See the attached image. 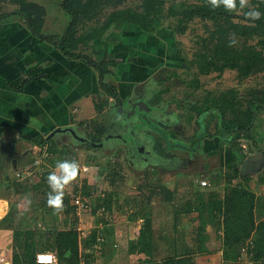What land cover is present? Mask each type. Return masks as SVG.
I'll list each match as a JSON object with an SVG mask.
<instances>
[{
	"label": "rangeland",
	"instance_id": "obj_1",
	"mask_svg": "<svg viewBox=\"0 0 264 264\" xmlns=\"http://www.w3.org/2000/svg\"><path fill=\"white\" fill-rule=\"evenodd\" d=\"M30 1L43 5L47 10L42 32L48 35L61 37L70 21V16L66 14L61 7L62 0ZM142 1L143 0H99L100 11L98 15H96L92 20H86L84 17L82 20H79V23L74 31L75 35L79 37L81 34L88 32L92 26H100V24H102L106 19L109 12L112 10L123 8L125 6L140 7ZM178 1L192 3L196 0ZM20 7L21 6L19 4H14L12 0H0V15L6 12L19 11ZM173 21L176 22L172 17H166L158 28V30L164 31L167 35L165 39L157 40L154 38V36H145V42L143 43L140 41L141 36L136 34V31L132 29L130 33L128 31L129 35L127 34V36H125V40L123 39L120 41V44L116 45L119 42L114 43V41L110 40V38H108V31V33H106L102 39L87 41L85 44L80 45L78 50L92 57V59L96 62H100V60L102 61L103 59L110 60L113 58V63L118 64L116 70L119 74L118 77H121L118 83H123L122 89L127 88V80L129 78L138 79L137 81H141L153 76L154 80L160 85L158 90L155 92V97H160L159 99L163 100L164 104L166 103V99L172 98V96L174 98L179 96V98L182 99L186 95L185 99H188L189 97H187V94L182 91V82H186L187 91H189V86L187 83L192 80L193 75L191 73H195L197 70L196 67H189L190 61L194 57L193 54L195 50L199 48L198 41H200L201 38H206L209 36L211 30L213 29V25L211 21L202 20L201 18L196 17L194 22L186 30V33L180 34L174 30L172 24ZM1 25L2 24H0V37H4L13 47L5 55L4 58L6 59L4 61L0 57V72L3 73L1 70L4 64H10L11 70L9 71V75L11 77L10 80H12L11 82L15 83L13 85H21L24 82L22 81L23 78H26L25 80L31 78L30 70L33 69V72H35V68L37 66L41 67L43 64H47L48 61L54 57H56L54 58L55 61H58L61 58L59 63L57 62L56 64L65 67L63 64L67 62V60L63 54L60 53L58 48L53 47L52 45L47 47V49L42 50V52L46 53L43 58L34 59L33 61H30L28 65L26 60L22 58L24 57L27 50L29 48H33V46L26 45L22 46L21 48L18 47L19 41H22V38L18 37V35H22L24 38H26V42L28 41V44L36 45L38 43H36L35 38L30 36L26 28V23L22 18L15 17L12 23L6 24L5 26ZM207 27H209L210 30H208ZM5 44H1L0 49H4ZM144 44L146 46H144ZM130 52H133L131 54H134L132 56L133 58L131 57L126 62H124L126 58L131 56L129 54ZM9 59L10 62H8ZM73 62L70 63V65H72ZM123 62L124 64H122ZM79 64L80 63H76L71 71L66 68L64 74L65 76L63 77H69L71 72L73 74H83L80 77V82H77L78 84L76 83L77 85L74 88L78 87L76 92L82 90L83 92L86 91L88 94L81 96L79 99L76 98L75 103L77 105L75 104V106H72L70 108V112H72L71 115H76L77 123L87 125V127L91 129L88 130L89 132L93 129L90 127H94L106 116L103 115L104 111L96 112L97 105L102 106V108L105 110L107 103L112 102V100L103 91H101L102 89L99 87V83H97V77L95 83L98 85V87L96 86V89L95 87L86 89V84L90 78H86V73L84 74L81 72ZM23 65H27L28 68L24 72L22 78L20 76H22L21 70ZM109 67L107 66L108 69ZM185 67H189V71L188 69H184ZM112 68L114 67L111 66V69ZM162 70L167 71L162 72ZM174 70L179 74L180 77H176L173 81L170 80L167 82L170 71ZM188 72H190V74H188ZM18 73H21V75L17 76V80L12 79L13 76ZM93 73L94 75H97V70L93 69ZM160 73L162 74L158 79L157 75ZM164 74L165 78L163 79ZM110 78L111 77H108L106 80L109 83H114L115 81L112 82V79L114 78ZM177 79L179 81H176ZM48 80L49 82L47 83H45L43 80L38 81L37 83H28L24 92L18 91L17 89L11 87V85H8V83L1 82L0 98L7 107L1 112L0 122L17 126V128L11 129V131L0 137V151L3 152V155L9 153V150H12V148L13 150L15 149L14 152L17 153V155L22 152H28L34 155L38 151V144L22 139L19 133L20 129L18 128H21L22 132L25 134L32 136H46L47 138L52 133V127H56L58 125L57 127L62 128V126H64V124H58V121L54 119L47 120L46 115L44 112H42L40 116L41 118L45 117V123L41 128H34L35 124L32 121V117L30 118L26 116L25 118L20 115L18 118L17 114H15L18 112H15L9 107L10 102H17L20 106L23 104V109L25 108L27 110L30 107H36V104L39 102L43 103L42 98H45L46 96L47 100L51 103L49 98L51 94L48 92L54 89L55 92L57 90L59 91L57 93L64 94V92L61 91L64 86L62 83L59 84V79H57V76H53V79ZM199 80L202 86L199 87L197 91L191 87V89L195 91L194 94H197V97L198 95L202 96V94L205 92L204 96L210 95V97L219 98L220 94L227 90H237V99L235 103L236 105L241 104L242 108L244 109L246 108L248 101L257 94L256 91L260 92L258 94L264 97V72H260L246 79H240L237 76L236 71L226 70L220 75L217 72H211L209 75H202L199 77ZM173 83H175V85ZM92 84L93 82H91V85ZM180 84L181 87L179 86ZM115 85H117V82ZM179 88H181V92H179ZM69 90L71 91V89ZM92 91L94 93H92ZM206 92H210V94ZM169 95L172 96L170 97ZM59 99L62 100V97H59ZM60 100H58V103L64 104L66 102V98L63 102ZM161 100H159V104H161ZM153 103L154 101H152V104ZM76 109H79L80 113H77ZM140 110L142 115L143 113H147L145 107L141 108ZM24 112L27 113L28 111ZM171 112L174 113L172 110ZM36 113L39 114V110L37 108L34 110L33 114ZM194 115L195 113H193V128L183 129L184 132L181 137H179V133L176 131L168 133L167 128L169 127L166 128L160 118L154 117L149 121L140 118L139 124L137 126L138 128H135L134 130L136 133L139 132V135L141 136H144L143 133H145V137H150L151 135L153 144L151 143L149 146L151 150L147 152V154L149 153L148 158L152 161V163L156 161L160 166V170L153 171L152 168L149 167L144 173L143 171L130 170L126 166L123 169L124 174H121L124 179L123 181H111L110 177H107L109 170L106 168L105 164L106 159L111 157L110 151H106L102 148L91 149L78 144H75V146L70 145L78 157L80 171L78 178L66 188L65 194L70 195L72 202V198L75 195L81 194L83 192L91 193V191H94L95 196L91 200L92 203L96 197H101L103 196L102 194L108 195L113 191L114 188L115 190L118 189L117 191H120L121 193L119 200L123 202L124 208L122 209L119 207V210H114L111 212L99 211L94 213L91 209L88 213L90 216L87 214L84 215L83 213L80 216L74 214L69 217L62 213L54 214L53 209L47 205L48 193L51 191V189L45 185H41L39 188L34 187L36 184H38L39 179L44 177V172L47 170L43 169V166L36 165V167L31 172H29V174L27 173L25 179H18L20 181L19 185L16 182H10L8 184V180L6 178L11 177L13 180L14 178H18L19 174L17 173L20 168L11 163V161L6 157L2 162H0V229L4 228L6 232H8V236L11 240V246L7 250L6 248L5 250L3 249V251H8L9 254L12 251L14 255L16 239L19 238L23 241L25 240L24 235L26 232H32V238L35 240V246L36 243H39L36 247H42V249L48 248L50 252L56 254L55 234L51 233V230L56 228H70L74 225V221L78 220L79 227L82 228L81 230L78 229L79 236L80 240H83L91 234L93 228H95V226L97 227L100 222L104 224L107 222L121 223L126 225L131 224L133 227H135L134 223L138 218L137 212L146 208L147 211H150L155 218L157 216V219H155L156 223L154 224V227L157 226L156 234L160 233V231L163 229L162 226H165L164 229L172 233V222L176 216L175 213L181 214L180 220L184 224V226H182V224L178 230H184L185 233L189 234L193 227L199 225V220L196 217V213H191L190 215L184 213L183 210L186 208V202L190 199H193L196 194L208 195L209 192L222 194L225 186L224 176L231 173L232 169L235 167L240 170L241 178H244L245 176L251 177V180L248 181L250 189L258 196L264 198V184L259 182L260 177L264 175V110L260 109L257 113L255 120L256 127L253 130L252 138L257 140L258 144H252L249 140L248 143L251 144L252 151L254 150V152H252L250 156L241 164H238L235 155H232L227 150V144L219 146L216 139L212 141L208 147H206L207 149L204 147L203 151H201V147L195 149L198 144H193V137H191L193 130H196L195 126L197 124L195 122ZM227 115L228 117H231V113ZM81 118L83 120H81ZM25 119L27 122L26 124ZM184 119H188V116L186 115ZM179 121L180 117H178V122ZM203 121L204 120H201L202 123ZM21 122L24 125H21ZM199 127L201 128V126ZM199 127L197 126L196 128ZM37 129H39L40 132H38ZM215 131L216 128L211 127V132ZM164 132L167 137L169 135H173L172 133H175L178 139L173 142V144L170 141L160 146L161 141L159 142L158 139L164 137ZM93 135V137H95L94 133ZM95 139H97V137ZM152 141L150 140V142ZM243 141V143H245L244 145L248 144L246 142L247 140L243 139ZM247 146L249 148V145ZM169 147H172L171 149H176L173 150L171 154H174L177 156V158L186 159L179 161L177 158L170 156L166 160L165 156L161 157V155L164 154ZM182 148H187L190 153H187V150H185L186 152L182 151ZM191 153L193 155H191ZM91 155H96L97 160L93 162L91 160L92 157H90ZM250 157H254L255 159L249 160ZM47 163L50 164L49 162ZM168 165L170 167L171 165L175 167L170 169L169 172H164L163 168H169ZM53 170H55V168H53L52 171ZM27 171H29V169ZM100 171H103V174H101ZM143 174L145 175L142 176ZM157 175L160 176L163 181H161V179H155L154 177H157ZM202 179L206 180L207 183L210 184L203 186L202 183H200ZM46 180L47 179H45L43 183H45ZM238 181H240V179H234L233 184H236ZM241 182L244 183L246 181L242 179ZM22 185L29 186V191H21ZM158 186H164L166 189L175 190L174 199L172 201H166V191L155 192L156 189L159 190ZM154 192L156 193L155 196L153 195ZM207 195L204 197L205 199ZM149 197L150 200H148ZM161 205H166V207L171 208V210L169 209L171 213H154V210L157 209V206L160 207ZM172 210L174 213H172ZM167 219L170 220L169 223H167ZM89 220L93 221L94 225L88 226L84 224L85 222H89ZM102 226L103 229L108 227L107 225ZM132 226L131 228H133ZM207 232L209 233L210 237L208 246L215 250L214 253H216L217 249L221 247L223 242V233L220 231V233L216 234L210 228ZM172 235H177V231H174ZM188 238L191 237L188 236ZM251 242V240L247 241L246 245L241 248L239 255L229 254V256H226V254H224L221 250H218L223 256L222 259H217L214 261L215 258H212V260H207L206 258L202 257L198 263L254 264L251 259L252 255L249 253V248L247 247V245L251 244ZM125 245L129 246L128 243ZM96 254V258L91 261L88 260L89 258H87V256H82L85 258V264H101L105 255L101 251V247H97ZM2 256L4 257L3 254H0V264L3 262L6 264L7 257H4V261L2 262Z\"/></svg>",
	"mask_w": 264,
	"mask_h": 264
},
{
	"label": "trees",
	"instance_id": "obj_2",
	"mask_svg": "<svg viewBox=\"0 0 264 264\" xmlns=\"http://www.w3.org/2000/svg\"><path fill=\"white\" fill-rule=\"evenodd\" d=\"M12 2L19 4L21 7L19 11H14L9 16H7L9 12L0 15L1 26L12 23L15 17L22 18L31 37L58 48L67 62H81L95 67L98 72L99 87L111 97H117V89L114 85L107 83L105 78L107 75L113 74L107 68L113 60L96 62L92 57L79 51V46L87 41L102 39L108 31L110 40L122 41L125 40L128 31L130 33L132 29L141 36L140 41L143 43L145 42V36H154L157 40L165 39L167 35L158 28L166 17L175 19L176 22L173 21L172 23L173 28L180 34L186 33L196 17L211 21L213 25L209 36L198 41L199 48L195 50L194 57L189 64L190 68L196 67L197 69L195 73H191L193 75L192 80L188 83L195 91L202 86L199 77L209 75L211 72H217L220 75L226 70L236 71L240 79H246L264 72V0H249V7L243 10L239 9L237 0L238 9L232 13L226 12L223 7L212 9L210 5L206 4L205 0H196L192 3L178 0H143L140 7L125 6L112 10L100 26H92L88 32L81 34L79 37L74 32L79 20H82L83 17L86 20H92L98 15L100 11L99 0H62L61 7L70 16V21L61 37L42 32L47 14V10L43 5L30 0H12ZM252 9L261 13L259 20L253 21L246 17L245 13ZM27 18L30 20V25ZM207 28L210 30L209 27ZM233 36L236 44L229 46V38ZM18 37L26 39L22 35H18ZM52 41H58L59 43L55 44ZM145 44L144 46L147 45ZM189 67L184 69L189 71ZM42 76L28 78L21 85H13L15 84L13 83L12 87L22 92L30 81L38 80ZM168 77L176 78L180 76L174 70L170 71ZM236 92L237 90H227L221 93L219 98L210 97V95L204 96L205 92L202 96L198 95L199 100L194 108L197 112V123L201 128L196 129L192 143L198 144L195 149L201 147L202 150H199L203 151L204 141L216 138L219 146L227 144V150L235 155L237 163L241 164L254 152L251 144L248 143L249 140L252 144H258L257 140L252 137L253 130L256 127V115L260 109L264 110V97L256 91L257 94L248 101L244 109L241 104L237 103L238 105H236L235 103L237 99ZM206 93L210 94V92ZM229 113H231V117H228L227 114ZM201 120H204L203 123ZM212 122H215V132H211V128H209ZM98 129L99 132L103 130V128H94V130ZM86 130L91 129L86 128ZM19 131L22 139L38 144V151L34 155L29 153L26 163H17L18 168H20L17 173L19 176L14 180L7 177L8 184L16 182L19 185L20 181L18 179H25L27 173L29 174L36 167L38 159L41 161L38 165L43 166V169L47 171L44 172V177L39 179L38 184L34 186L35 188H39L41 185L48 187L47 180L45 183L43 181L47 179L48 174L52 172L58 161L68 159L78 162V157L70 145L58 144L54 137L32 136L23 133L21 130ZM89 132L91 140L98 142V139L93 137L92 131ZM243 139L247 140L249 148L244 145ZM89 148L92 149L93 147L89 146ZM90 157H92L93 162L97 160L96 155ZM105 165L109 170L107 177H110L111 181L124 180L121 175L123 166L117 168L112 157L106 159ZM28 169L29 171H27ZM100 173L103 174V171H100ZM240 173V170L235 167L231 173L224 176L225 186L222 194L216 192H209L208 195L196 194L193 199L186 202L184 213L187 215L196 213L199 225L193 227L189 233L191 236L184 232V237L180 240L182 242L185 240L183 244H177L175 236L166 238L165 241L170 245L171 251L162 262L157 263L154 261L155 235L152 229V220L145 214V209L137 212V217L143 216L145 220L139 239L137 242L130 244L129 250L131 252H143L150 256V259L147 260L148 264H195V256L215 252L208 246L210 237L207 231L210 228L216 234L220 231L223 233V242L217 251L221 250L226 256H229V254L239 255L241 248L246 245L247 241L251 240V244H248L247 247L252 255V261L254 264H264V198L250 189L248 181L251 180V177L241 178ZM234 179H240V181L233 184ZM242 179L246 182H241ZM259 182L264 184V175L260 177ZM117 190L114 188L108 195L96 197L94 202L91 203L93 212H111L114 211V204L119 207L123 205V202L119 200L121 193ZM21 191H29V186L22 185ZM165 191L166 200L172 201L175 197V190L167 189ZM83 193V195H90V192ZM72 200L71 202L69 194L64 195L63 203L65 207L61 213L67 217L77 215L74 197ZM148 200H150V197ZM175 214L173 227L178 234L181 214ZM77 224L78 220H75L74 225L70 228L52 230L55 234L56 256L59 264L80 263L78 241L80 242L81 254L87 256L89 261L96 258L97 246L101 247L103 252L106 244L105 233L107 232L95 227L87 238L80 240ZM158 235L161 236L162 231ZM24 236L25 240L23 241L19 238L16 239L12 264H36V254L49 251L48 248L36 251L32 232H26ZM188 236L191 238H188Z\"/></svg>",
	"mask_w": 264,
	"mask_h": 264
},
{
	"label": "crops",
	"instance_id": "obj_3",
	"mask_svg": "<svg viewBox=\"0 0 264 264\" xmlns=\"http://www.w3.org/2000/svg\"><path fill=\"white\" fill-rule=\"evenodd\" d=\"M5 40L6 39L4 37H0V43L1 44H5L6 43L5 46L7 47L6 48L4 45H2V46H4V49H0V57H1V59H3V61L6 59V58H4L5 55L13 47L11 44L8 43L7 40L6 41ZM21 40L22 41H19L18 47L21 48L22 46H26V45L27 46L28 45L29 46H33V48H29L27 50V52L25 53L24 57L22 58V59H25L26 60V63L28 65H29L30 61H33L34 59H37V58L38 59L39 58L41 59V58H43L46 53L45 52H42V50L43 49H47V47L51 46L50 44H47V42H40L38 40H36V43H38L36 45H34V44H32V45L31 44H28L27 43L28 41L26 42V39H23V38ZM115 42H119L116 45L120 44V41H114V43ZM129 54L131 55L132 52H130ZM131 57L132 56H129L126 59L124 58L125 59L124 62H126ZM54 58H56V57H54ZM54 58L51 59V60H49L47 64H43L41 67L40 66L39 67L37 66L35 68L36 69L35 72H33V69L30 70L31 77H33V76H41V75H43V76L40 79L30 81L29 83H32V82L37 83L38 81H42V80L45 83H47V82H49L48 79H53V76L54 77L57 76V79H59V84L62 83V85L64 86L62 88V90H61V91L64 92V94L63 93L62 94L57 93V92H59L57 90L55 92V89L52 90V91H49L48 93L51 94L50 97H49L51 103L47 100V98H46L47 96H46L45 98H42L43 103L39 102L38 104H36V107L33 106V107L28 108L27 110L25 108L23 109V104L21 106L18 105L17 102H15V103L10 102V104H9L10 105L9 106L10 109L14 110L15 112H18V113H15V114H17L18 118L20 117V115L23 116V117H25V118H26V116H28L30 118L32 117L33 118L32 121L35 124L34 125V128H38V127L41 128L42 125L45 123V117L44 118L42 117L43 118L42 119L41 116H40V114L42 112H44V114L46 115L47 120H53L54 119V120L58 121V124H64V126H69L72 123H77L76 115L75 114L71 115L72 112H70V108L72 106H75V104H76L75 103L76 102L75 99L76 98L79 99L81 96L86 95L88 93H86V91L83 92L82 90H79L78 92H76V89L78 87L74 88L80 82V77L83 74L82 75L80 73H74L73 74L71 72V74H70L69 77H65L64 78L63 76H65L64 74H65L66 68L69 71H71V69H73V66L76 65V63L77 64L80 63L79 64V68L81 69V72L84 73V74L86 73L85 74L86 75V78H88V77L90 78V80H88V83L86 84V89H90L92 87H95V89H96V86L98 87V85H96V83H95L96 82L95 81L96 80V77H97V83H98V72H97V75L96 74L94 75L93 69L96 70L94 67L85 65L84 63H81V62H73V61H71V62L70 61L65 62L63 64V65H65V67H62L61 65L59 66L58 64H56L57 62L59 63V61L61 60V58L58 61H55ZM110 60H108V61H110ZM112 60H113V58H112ZM105 61H106V59H105ZM8 62H10V59L8 60ZM72 62H73V64L70 65V63H72ZM100 62H101V60H100ZM113 62H114V60L108 64V67L110 66L109 67V70H111V72L113 74L108 75L107 77L114 78V79H112L113 81L119 82V80L121 79V77L120 76L118 77L119 74L117 73V70H116L118 64L113 63ZM124 62L122 64H124ZM111 66H113L115 69L114 68L111 69ZM27 68H28L27 65H25V66L23 65V68L21 70L22 76H20L21 73H18L16 75L13 74L15 76H13L12 79L17 80V76H20V77L23 78L24 72L27 70ZM10 70H11L10 64H8V65L7 64H4V66H3L2 70H1L3 73L0 72V84H1V82L2 83L3 82L4 83H8V85H11V87H12L13 82H11L12 80H10L11 79V77L9 75V71ZM72 78H73V80H72ZM25 79L26 78H23L22 81H25ZM91 82H93L92 85H91ZM115 82H114V84H115ZM65 86H66V88H65ZM25 88H24V90H25ZM69 89H71V91ZM24 90L22 92H24ZM92 93H94V92L92 91ZM92 93H89V94H92ZM107 96L113 102V97H111L109 95H107ZM59 97H62V100H60ZM65 98H66V102L64 104L63 103H58L59 102L58 100H60V101L63 102ZM112 102L107 103V106L105 107V109H107V107ZM6 107H7L6 104H4L3 100L0 98V115H1V112L6 109ZM36 108L39 110V114L38 113L33 114V112H34V110ZM96 108H97V111L96 112H99V111L102 112V111H104V109L100 105H97ZM76 110H77V113H78L79 112V109H76ZM24 111H28L29 113L28 112L25 113ZM81 120H83V119L81 118ZM59 121H61V122H59ZM26 123L27 122H26V119H25V124ZM80 124L82 125V123H80ZM5 125H7V127H5ZM21 125H24V124L22 123ZM56 127L54 126L52 128H56ZM10 128H17V126H13L12 124H5V122L4 123H1L0 122V137H2L3 135H5V133L11 131ZM18 129H20L22 131L21 128H18ZM83 129L85 130L86 135L89 136V133L90 132H88L86 130V128H83ZM37 131L40 132L39 129H37ZM92 132L93 133L95 132L94 131V128L92 129ZM215 139L216 138L211 139V140H205L204 141L203 148L205 147V149H206V147H208L211 144V142L214 141ZM161 174H162V172H161ZM165 174H167V173H165ZM144 175L145 174H143L142 176H144ZM150 178H153V177H150ZM154 178L155 179H158V180L161 179L160 176H158V175H157V177H154ZM161 181H163V180L161 179ZM158 187H159V190L156 189L155 192L156 191L157 192H159V191H161V192L164 191L165 192V190H167L164 186H158ZM155 194H154V196H155ZM103 196H106V194L105 195L103 194ZM166 201H168V200H166ZM116 205L114 204V208L113 209L114 210H119V206H116ZM120 207L122 209L124 208L123 205H121ZM158 207L159 206H157V209L154 210V213H160V212L161 213H168L171 210V208L166 207V205H161L159 208ZM145 210H146V213L145 214H147V217H149L152 220V229H153V232H154V235H155V244L154 245H156V246L153 249V256H154V259H155L154 261H156L157 263H160V262H162V260L164 258H166L170 254V251H171L170 245L165 241V239L166 238H170L172 236H175L176 239H177V241H176L177 244H183V243H185V240H183V242L180 241V240H182V238L184 237V230H182V231L181 230H178V234L177 235H172V233L175 231V229L173 227V225H174L173 224L174 219H173V222H172V233L171 232H168L166 229H164L165 226H162L163 227V229L161 230L162 231V235L160 236V235L156 234L157 233V230H156L157 229V226L154 227V224L156 223L155 222V219H157V216L155 218L151 214L150 211L149 212L147 211V208ZM88 213L89 212H86V213H83V214L84 215L87 214L88 216H90ZM172 213H174L173 210H172ZM144 220H145V217L139 216L137 218V220L135 221V223H134L135 227H133L131 224L126 225V224L113 223V222L112 223L107 222L106 224L100 222L99 225H97V228H99V230H102V231H106L107 232V233H105L106 244H105L104 249H103V253L105 255H104V258L102 259L101 264H148L147 263V260L150 259V256H148L147 254H145L143 252H139V251L131 252L129 250L130 244L137 242V240L139 239L140 231H141V228L143 227ZM169 221L170 220H168L167 223H169ZM84 224L89 226V225H94V222L91 221V220H89V222H85ZM182 224L183 223L180 220V224H179V227H178L179 229H180V226ZM102 225H104V226L107 225L108 227H105L103 229L102 228L103 227ZM167 225H169V224H167ZM77 226H78L77 227V230L78 229L79 230L82 229V228L79 227V223L77 224ZM131 226L133 228H131ZM182 226H184V224ZM54 227H57V226H54ZM50 232L53 233L52 230ZM30 242H31V240H30ZM126 243H128L129 246L125 245ZM38 244L39 243H36V246ZM10 246H11V240H10V238L8 236V232H6V230L4 228L3 229H0V254H3L5 258L7 257L6 258V260H7V263L6 264H12V261H13V252L11 251L10 254H9L8 251L5 252V251H3V249L5 250V248H6V250H7V249L10 248ZM36 246H35L36 251L42 250V247H39L38 248ZM78 247H79L78 256H80V263L79 264H85V258L82 257L83 255L80 252V250H81L80 248L81 247H80V242L79 241H78ZM202 257L203 258H206L207 260H210V259L212 260V258H215L214 261H216L217 259H219V260L222 259L223 256L221 255V252H219V251H216V253H211V254H207V255H198V256H195V259H194L195 264H202V263H198L200 261V258H202ZM82 258H84V259H82ZM57 264H59L58 258H57Z\"/></svg>",
	"mask_w": 264,
	"mask_h": 264
},
{
	"label": "flooded vegetation",
	"instance_id": "obj_4",
	"mask_svg": "<svg viewBox=\"0 0 264 264\" xmlns=\"http://www.w3.org/2000/svg\"><path fill=\"white\" fill-rule=\"evenodd\" d=\"M167 70H171V69H167ZM167 70H162V72ZM161 74L162 73L157 75L158 79ZM107 78H105V81L109 83L106 80ZM164 78H165V74L163 76V79ZM174 79L175 78L168 77L167 82L170 80L173 81ZM137 80L138 79L129 78L127 80L128 81L127 88H123V89H122L123 83L117 82V85L111 82L109 83L116 87L117 97H113V102L107 107V109L104 110L103 115L106 116L103 118V120L98 124H96L94 127H91V128H103L101 132H99V129L94 132L95 134L94 138L96 137L97 139L99 138L98 142L92 141L91 138L86 135V132L83 129L88 127L86 125H81L79 123H72L69 126H62V128L73 129L79 135V137L82 138L81 140L76 139V137L69 131L56 133L52 137H54L55 141L58 144L63 143L74 146L75 144H78V145H83L84 147L92 146L93 148H98V149L102 148L106 151H110V156L112 157L113 163L117 168L123 166L124 169V167L127 166L130 170L141 171V172L143 171L145 173L147 171V168L150 167L152 168L153 171H157V170L159 171L160 170L159 164H157L156 161L152 163V161L149 160L148 158L149 153L147 154V152L151 150L149 147L150 144L151 143L153 144L151 135L150 137H145V133H143L144 136H141L139 135L140 133L139 132L136 133L134 129L138 128L137 126L139 124L140 118L149 121L155 117V118H160L162 123L166 126V128L169 127L167 128L168 133L176 131L179 133V137H181V135H183L184 132L183 129L193 128L194 126L193 113H195L194 115L195 122L197 123L198 118L194 105L199 100V97H197V94H194L195 91L191 89L189 85H188L189 91H187L186 82L184 83L182 82L183 84L182 91L185 92L187 94V97L189 98L185 99L186 95L182 99H180L179 96L177 98H174L172 95H169L170 97L172 96V98L166 99V103L164 104L163 100L159 99L160 97L157 98L155 97V92L158 90L160 85L157 83V81L154 80L153 76L145 80H141V81H137ZM176 81L179 80L177 79ZM173 84L175 85V83ZM179 86L181 87V84ZM179 89H180L179 92H181V88ZM159 100H161V104L158 103ZM152 101H154L153 104ZM143 107L146 108L147 113H143L142 115L140 109ZM171 110L174 113H172ZM186 115L188 116V119H184ZM178 117H180L179 122H178ZM197 126L199 127L198 123L196 124L195 129H197L196 128ZM211 127L215 128V124L213 122L211 123L209 128ZM56 128H54L52 132ZM195 132L196 130H193L191 137L194 136ZM172 134L173 135H169L167 137V135L164 132V137L158 139L159 142L161 141L160 146L170 141L173 144V142H175L178 139L175 133ZM150 140L152 142H150ZM93 143L96 144L103 143V146L96 147L93 146ZM169 148L164 154L161 155V157L165 156L166 160L170 156H172L173 158H177V156L171 154V152L176 149L175 148L171 149L172 147ZM182 149H183L182 151L184 152H186L185 150H187V148L186 149L182 148ZM14 150L12 148V150H9V153L5 155H3V152L0 151V162H2L6 157L15 166H17L18 162L26 163L28 161V154H29L28 152H22L17 155V153H15ZM187 153H190V151L187 150ZM191 155L193 154L191 153ZM177 159L181 161V160H185L186 158L183 159L177 158ZM174 167L175 166L171 165V167L169 166V168H165V167L162 168L163 171L169 172L170 169Z\"/></svg>",
	"mask_w": 264,
	"mask_h": 264
},
{
	"label": "clouds",
	"instance_id": "obj_5",
	"mask_svg": "<svg viewBox=\"0 0 264 264\" xmlns=\"http://www.w3.org/2000/svg\"><path fill=\"white\" fill-rule=\"evenodd\" d=\"M207 5L212 9L223 7L226 12L232 13L237 11V0H205ZM239 9L243 10L249 7V0H238ZM246 17L255 21L261 18V13L254 9L245 13ZM236 40L229 38V46H234ZM80 167L76 160H61L56 163L55 170L47 176V184L51 191L48 193L47 205L53 209L54 214L64 211V195L66 188L71 185L79 175Z\"/></svg>",
	"mask_w": 264,
	"mask_h": 264
},
{
	"label": "built area",
	"instance_id": "obj_6",
	"mask_svg": "<svg viewBox=\"0 0 264 264\" xmlns=\"http://www.w3.org/2000/svg\"><path fill=\"white\" fill-rule=\"evenodd\" d=\"M40 160H38L36 163L37 165L40 164ZM202 185H207L206 180H202ZM103 195V194H102ZM95 196V192L91 191L90 195H83L77 194L74 196V205L76 206V214L80 216L82 213L89 212L91 207V198ZM98 247V246H97ZM4 257L2 256L1 260L4 261ZM36 264H57V256L55 253L50 251H42L38 252L36 254ZM2 264H5L3 262Z\"/></svg>",
	"mask_w": 264,
	"mask_h": 264
},
{
	"label": "water",
	"instance_id": "obj_7",
	"mask_svg": "<svg viewBox=\"0 0 264 264\" xmlns=\"http://www.w3.org/2000/svg\"><path fill=\"white\" fill-rule=\"evenodd\" d=\"M13 12L14 11H11V12L7 13V16L11 15ZM27 21H28V23L30 25L31 23H30V20L28 18H27ZM31 30L33 31V29H31ZM52 42L55 43V44H58L59 43L58 41H52ZM65 131L71 132L76 137V139H78V140H81L82 139V138H80L77 135V133L73 129H66V128H60V127L59 128H56L48 137L50 138L53 135H55L56 133L65 132ZM93 146L102 147L103 146V143H99V144L93 143ZM250 159H255V158L254 157H252V158L250 157L249 160Z\"/></svg>",
	"mask_w": 264,
	"mask_h": 264
}]
</instances>
